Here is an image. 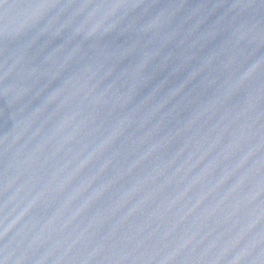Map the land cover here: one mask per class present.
<instances>
[{
    "label": "water",
    "instance_id": "1",
    "mask_svg": "<svg viewBox=\"0 0 264 264\" xmlns=\"http://www.w3.org/2000/svg\"><path fill=\"white\" fill-rule=\"evenodd\" d=\"M0 264H264V0H0Z\"/></svg>",
    "mask_w": 264,
    "mask_h": 264
}]
</instances>
